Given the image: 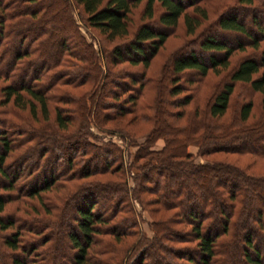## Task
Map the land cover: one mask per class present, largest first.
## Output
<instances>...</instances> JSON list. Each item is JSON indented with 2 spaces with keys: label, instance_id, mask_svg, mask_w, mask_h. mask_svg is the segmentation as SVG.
<instances>
[{
  "label": "trees",
  "instance_id": "1",
  "mask_svg": "<svg viewBox=\"0 0 264 264\" xmlns=\"http://www.w3.org/2000/svg\"><path fill=\"white\" fill-rule=\"evenodd\" d=\"M142 1V21L128 40L112 47L111 65L126 61L146 68L179 19L184 34L197 36L200 30L211 31L214 27L249 39L228 43L221 37L208 35L198 42L199 49L208 54L206 60L192 50H180L182 53L172 58L171 86L166 93L174 98L171 102L165 99L166 87L161 84L153 115L140 116L147 120L152 117V126L128 161L129 155L111 139L101 141L100 145L92 143L89 137L95 135L91 126H100L108 119L134 112L143 81L148 78L144 71L138 75L121 71L123 77L129 78L130 86L115 81L113 76L118 75V71L114 73L101 61L102 49L96 54L85 41L78 31L75 16L112 40L127 35L130 10ZM208 1L0 0V78L3 80L0 86V177L4 179L0 180V247L7 251V264H56L57 259L65 255L57 238L64 229L70 254L63 264H106L105 255L111 250L104 236L113 238L116 243L131 239L124 248L129 264L160 261L163 264H227L233 258L228 257L231 254L226 252V244L237 241L239 229L242 230V252L233 264H264V251L259 249L260 240L264 241V174L256 175L234 162L207 157L216 152L264 156V26L255 15L257 11H264V1L255 4L256 0H215L211 9L206 6ZM73 4L80 6L76 14ZM56 5H61L60 11L67 13V20L54 31L48 14ZM157 8L161 9L158 13ZM237 12H248L251 16L245 21L235 15ZM149 20L156 21L160 28L145 22ZM55 37L61 39V45L53 58L45 62L43 58ZM71 39L77 40L82 52H74L65 45ZM247 47L252 50L246 53ZM11 48L13 51L8 57ZM234 52H240L235 60L231 59ZM163 70L168 77L167 66H163ZM189 71L194 79L186 78L183 85L179 75ZM208 73L220 79L199 102L193 98L196 90L188 85L197 83ZM91 77L95 83L91 89L73 94ZM109 83L114 88L107 92L108 99L103 96L96 102L100 87ZM240 83L256 93L258 100H243L229 117L222 118ZM61 86L64 90L59 89ZM126 91V96L118 101ZM182 91L186 92L177 98ZM52 100L73 103V106L68 109L55 104L49 119L47 102ZM165 104L179 107L171 112L177 124L165 122L168 114ZM5 105L15 114L27 110V117L33 122L50 123L56 130L51 128L49 132L73 126L71 132L55 133L56 137L44 127L34 128V131L42 130L44 136L55 143L63 141L65 148L75 146L76 150L73 148L66 157L70 173L50 170L46 178L36 182L47 169V160L41 161L42 150L35 154V170L27 165L22 169L31 157L26 144L31 134L20 120L15 122L9 115L10 118L5 117ZM254 107L260 112L248 122ZM119 133L122 135L125 131ZM160 137L163 145L153 148ZM189 144L196 145V153L203 161L195 160L188 150ZM76 153L86 158L72 162ZM100 153L103 161L91 165ZM92 176L94 179L81 182L78 190L63 193L62 206L46 196L52 189L63 188L64 178ZM101 176L105 178H99ZM169 179H175L173 187ZM99 197L107 204L101 211ZM27 199L37 202L38 206L30 205L31 215H39L37 218L32 216L28 220V212L19 211V205L12 212L6 211L12 201L24 203ZM256 200L261 205L255 210ZM134 201L150 217L147 221L150 234L138 223L140 212ZM71 203L75 207L69 216L66 211ZM161 210H171V214L156 218L155 213ZM176 225L185 230H179ZM167 240L171 241V246L165 244ZM173 243L185 244L174 246ZM149 249H155L156 253H150ZM165 253L170 258H166Z\"/></svg>",
  "mask_w": 264,
  "mask_h": 264
},
{
  "label": "rangeland",
  "instance_id": "2",
  "mask_svg": "<svg viewBox=\"0 0 264 264\" xmlns=\"http://www.w3.org/2000/svg\"><path fill=\"white\" fill-rule=\"evenodd\" d=\"M48 1V0H47ZM227 2H229L230 0H225ZM263 2L264 0H256V2ZM223 2V1H221ZM254 4V7H255ZM213 5H215V0H210L206 3V6L211 9V7L213 8ZM142 6H143V1L138 3L136 6L132 7L129 13V22H128V33L125 37H115L112 40H108L105 38V36L103 34H101L96 28L90 27V26H86L79 18V16H75L76 18V22H77V26H78V31L79 33L82 35V37L85 39L86 42L90 43L93 47V49L96 51H99V49H102L101 52V56H102V62H104L106 67L111 68V70L114 73H117L116 71H118V75L113 76V79L115 81L118 82H125V84L129 87L130 82H129V78L127 77H123V74H120L121 71H128L130 75L134 74V75H138V73L140 71H144L145 76H147L148 80L143 81V87L141 89V93L138 95L137 99H136V110L134 112L131 113H126L124 115H120L111 119H108L103 125H95L93 124L91 126V130L92 133L95 135V137H89V140L92 143L95 144H101V141H106L107 139H111L115 144L118 145V147L120 146L123 151H125L126 155H129V159L128 161H130V158L132 156V153L134 152V150L136 149L137 144L142 143L143 139L142 136L151 128L152 126V117L147 120V119H143L142 117H140L141 115H145L148 116L149 114L153 115V106L155 104V99L157 98V94H158V89L161 86V84H165V99L168 100L169 102H171V95L167 94V90L168 88L171 86V83L169 81V78H171V61L172 58L177 55V54H181L179 53V51H183V52H188L190 50H192L196 56L203 58L204 60L207 59V53L201 51L198 47V42L204 38L205 36H214L216 38L221 37L225 42L228 43H233L235 42V40L240 39V38H244V39H249L243 35H235L232 34L230 32H223V31H218L217 29H214V27L211 29V31H206L204 30H200V32L197 34V36L195 35H188V34H184L183 31V26H182V22L179 19L178 24L170 31V33L167 35L164 43L161 45L159 52L157 53V55L151 59L149 61V64L146 68H143L142 65L136 64V65H130L128 64L126 61H122L121 63H116L114 65L110 64V59L111 56L109 54L110 50L112 49V47H114L115 45L124 43V41L128 40L131 37L132 34V30L142 21L140 18V14H141V10H142ZM74 7V13L76 14L78 12V9H80V6L73 4ZM255 8H253L254 10ZM61 10V5H56L55 7L52 8L51 12H49L48 17L53 20V26H55L53 28L54 31H56V26H61L64 24V22L67 20V13L60 11ZM161 9L157 8V13L160 12ZM212 14V13H211ZM237 17L243 18L245 21H247L249 19V17L251 16V13L248 12H237L235 14ZM255 15L257 16V19L259 21V23L264 26V11H257L255 13ZM147 23H151L152 27L159 29L160 26L156 23V21L154 20H149V21H145ZM203 25V24H202ZM24 27V26H23ZM46 27V26H45ZM47 28V27H46ZM254 32H257L256 29H254ZM238 36V37H237ZM191 38L194 39V41L191 40ZM53 44L52 46H50V48L47 51V55L46 57L44 56V61L48 62L49 60H51L55 54V52L59 49L60 45H61V39L55 37L53 39ZM72 40V39H71ZM77 40H72V41H66L65 45H68L69 47H71V49L74 52H82V48L81 46L77 45V43L75 42ZM186 47H185V46ZM262 45H264V40L262 41ZM84 48V47H83ZM252 50V48L250 49L249 47L245 48L244 52H250ZM13 51V48L10 49V51L8 52L7 56L9 57V55H11ZM238 54H240V52H234L231 59L235 60L236 57L238 56ZM250 55H256L255 53H249ZM163 66H167L168 68V77H166L165 75V70H163ZM31 71V70H30ZM29 71V72H30ZM81 72V71H80ZM83 72V71H82ZM179 82H181L183 85L186 82V78H193L194 75L193 73L187 72L186 74H183L182 76L179 75ZM197 77V76H196ZM93 77L89 78L86 82H84L83 84H81L79 86V88L75 89L73 91V94H81L82 92H84L85 90H89L92 88L93 83L92 79ZM194 79V78H193ZM196 79V78H195ZM220 79L219 76H214L210 73H208V75L206 77H204L203 79H200V81H197V83H190V85H188V87H191V89H195V93L193 95V98L196 99L197 101L201 102L205 99V97L207 95H209V93L211 92L213 85H215L217 83V80ZM197 80L198 77H197ZM96 81V80H94ZM3 80L0 78V86L2 85ZM95 84V83H94ZM133 85V84H132ZM131 85V87H132ZM192 85V86H191ZM63 86H61L59 89L60 90H64ZM110 88H114L110 83L109 85H103L100 87L99 91L96 94L95 97V101L98 102L100 101L103 96L104 98L107 100L108 97L106 96L107 92L110 90ZM62 92V91H61ZM184 92L186 91H182L180 93V95L177 96V98L179 96H182L184 94ZM50 95H52V90L49 91ZM60 93V92H57ZM127 94L126 92H123L121 94V96L119 97L118 101H121ZM259 96L252 92L251 90H249V88L244 85V84H239L235 87L233 94L231 96V101H230V107L229 109H227L226 113L224 114V116L222 118H227L229 117L233 112L234 109H236V107L238 106V104L246 99H253V100H258ZM257 102V101H255ZM48 105H50V118H52V114H53V108L55 104H59L62 105L63 107H67L68 109H70L71 106H73V103H57L54 100L47 102ZM8 106L9 105H5V108L7 109V111L3 112L6 116L8 117V115L11 117V120L15 121V122H20L24 123L23 125H25L26 129L30 132V136L28 138V142H26L28 149L31 151L30 154V158L28 159V161L25 162V164L23 165L22 169H24L25 165H27L30 169L35 170L37 168V164H36V159H35V154H37V152L39 150H42L44 157H42L41 161H45L46 164V171L44 174H41L38 178L37 181L39 183V181H41V179L45 176L48 175L49 171L52 170L53 173H57L60 170L64 172V174L70 173V171L68 170L67 167V162H66V157L68 155H70L75 149V146L72 148H65L63 146V144H65L63 141H58L57 143H55V141H53L52 139H47L44 134L40 131H34V128L37 127H44V130L48 133L49 130L52 127V125L50 123H46L45 121L43 122H33L31 121L28 117H27V110H19V112L17 111L16 114L13 113V109L10 108L11 112L8 111ZM167 111V115H165V119L168 120V122L165 120V122L167 124L171 125V121L174 124H177L178 122L176 121L175 118L171 117V112L173 110H177L179 107H175V106H171L168 104L164 105ZM190 108V105H189ZM260 112L259 108H255L253 110V114L252 117L248 118V122L253 120L257 114ZM1 114V112H0ZM24 120L21 121V120ZM180 122H182V120H180ZM47 126V127H46ZM48 128V129H47ZM55 129V128H54ZM73 129V126H68L65 129H60L59 131H53L49 132L50 134H52V137H56V134H67L69 132H71V130ZM56 130V129H55ZM120 130L125 131V133H128L129 136H127V134H122L119 133ZM28 132V133H29ZM35 134V135H34ZM118 137H116V136ZM58 137V136H57ZM122 138V140L120 139ZM40 140V141H39ZM163 145V138H158L154 144L152 145L153 148H159ZM63 146V147H62ZM79 147V146H78ZM18 150V149H17ZM17 150H15L14 152H16ZM76 150V149H75ZM188 150L194 155V158L196 161L200 162L203 161V158L197 155V147L194 144H189L188 145ZM14 152H12L11 157L14 156ZM17 153V152H16ZM208 158H215V159H223V160H227V161H231L234 162L235 164H237L238 166L245 168L246 170L252 172L253 174L256 175H260V174H264V156H253L250 154H233V153H221V152H216L213 153L209 156H207ZM72 162H75L76 160H80V162H82V160L84 158H86V156H79L76 154H74V156L72 157ZM103 161V154L100 153L97 156H95V158L90 162L91 165L94 164H100ZM131 171H133V169H131ZM46 178V177H45ZM99 178H105L104 176H101ZM67 178H64L63 180V188H59L57 187L56 189H52L51 191H49V193L46 195L48 199L50 200H56L58 202V204L60 206L61 202L60 199L63 196V193H66V191L70 192H74L75 190H78L79 185L83 184V181H86L87 179L91 180L94 179V176L92 177H88L85 179H77L75 178L70 179V180H66ZM0 180H4L3 178L0 177ZM83 182V183H81ZM131 181H129L130 184ZM175 182V179H169V184L172 185V183ZM174 185V184H173ZM172 185V187H173ZM171 195H169L170 197ZM99 205H98V209L101 211L103 210L107 204L105 202V200L103 199V197H99L98 199ZM135 202L136 208L137 210L140 212V217L138 218V223L141 227V229H143V231L147 234H150V230H149V226L147 224V221L150 220V217L147 213V211H143L140 207L139 204ZM16 205H19V211H27L28 212V216L29 218H27L28 220L31 219L32 216H35L36 218L39 215H31L33 214V212L30 211V208L32 205L38 206L37 202L34 199H27V201H25L24 203H21L19 201H12L11 203H9L7 205L9 212H12L11 210H13ZM31 205V206H30ZM261 205V202L259 200L255 201L254 204V209L256 210L257 208H259ZM6 207V208H7ZM74 203H71L69 205V207L67 208L66 211V215H72L74 213ZM10 209V210H9ZM255 210L251 211L252 213L255 212ZM15 211L17 214L20 212ZM21 214V213H20ZM23 214V213H22ZM38 214H42V213H38ZM169 214H171V210H161L155 213V217L159 218V217H167ZM27 216V215H26ZM25 217V216H23ZM41 221V220H40ZM43 222V221H41ZM177 228H179V230L183 231L185 229L182 228L181 225H176ZM187 228V227H185ZM239 233L238 234V239L237 241H235L233 244L232 243H228L226 244L227 246L225 247L226 252L228 255L231 256L233 258V260L231 259L230 262H228L227 264H233L235 263L234 261L237 260L236 256H240L241 252H242V237H241V232L242 230H238ZM67 231L64 229L63 233H61L57 238L59 239V245L61 246L62 250L65 252V255L61 258L57 259L56 264H63L66 263L68 261V257L70 252L67 251L66 248V243L67 240L65 238V233ZM57 234H55L56 237ZM103 238H105L106 240H108L107 242V246L109 247V249L111 250L106 256V264H129L128 262H130V260H128V258L126 257L125 254V245L127 243L130 242V238H125L122 239L120 242H114L113 238L110 239V237L104 236ZM110 240H109V239ZM113 242V243H112ZM167 243L168 246H171V241H165V244ZM116 244V245H115ZM185 243H173L174 246H184ZM188 244V243H187ZM191 244V243H190ZM193 244V243H192ZM111 245V246H110ZM259 249L260 252L264 251V241L260 240L259 242ZM50 252V251H49ZM150 253H156L155 249H149ZM123 254V256L121 258H119L118 256ZM166 258H170L168 256V254L165 253L164 255ZM118 257V258H117ZM219 258V257H217ZM222 258V257H220ZM126 261V262H125ZM8 263V257H7V251L5 249H3V247H0V264H7ZM239 263V262H238ZM157 264H163L161 261L160 263ZM239 264H242L239 263Z\"/></svg>",
  "mask_w": 264,
  "mask_h": 264
}]
</instances>
